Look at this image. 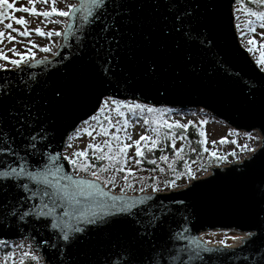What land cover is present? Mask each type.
Here are the masks:
<instances>
[{"label": "snow or ice", "instance_id": "1", "mask_svg": "<svg viewBox=\"0 0 264 264\" xmlns=\"http://www.w3.org/2000/svg\"><path fill=\"white\" fill-rule=\"evenodd\" d=\"M35 2L28 0L32 7L15 8L10 0H0V44L6 41L13 45L7 50L0 47V61H4L0 63V74L8 73L0 75V229L24 228L29 224L42 227L50 238L41 239L39 244L54 250L58 264H213L220 261L227 255L222 249L233 247L225 243L228 237L210 242L191 235L187 217L173 227L176 214L163 200L157 201V194L163 193L164 188L157 186L155 177L151 178L152 184L144 183L139 188H133L134 181L128 179L133 169L126 167L125 158L132 160V157H126V153L133 146L136 165H140L146 156L142 148L148 153L158 149V159L169 160L165 149L159 147V139L142 134L132 140L127 132L128 126L140 120L146 126L158 125L151 128L157 137L161 136L160 128L166 129L163 136L169 141L171 156L181 160L184 168V171H177L169 162V171L177 179L181 176L196 179L188 160L180 155L183 143L179 148L175 147L176 141L188 139L185 133L192 121H169L165 118L169 109L158 110L147 102H139L140 97L151 94L170 95L182 86L183 81L162 79L159 61L151 53L141 58L143 84H137L139 77L126 70V63L133 60L134 54L131 34L127 33L125 27L134 22L128 0H78L75 4L67 5V10L50 6L43 11L35 7ZM39 2L54 4V0ZM164 3L167 15L162 17L161 39L165 36L172 38V49L181 56L185 75H197L201 68L197 61L201 57L211 56L215 61L214 67H219L233 78L228 72L230 66L221 58L223 54L217 55L213 50L212 32L216 26L214 0H164ZM246 3L264 8V0H234L231 9L234 21L240 11L259 21V39L256 38L257 29L253 27L256 20H244L243 27L239 22L233 23V28L240 38L243 51L257 53L250 60L256 73L250 79L255 83L244 84L242 88H247L246 112L259 121L260 131L264 133V10H252L245 7ZM10 10L39 16L43 22L52 16L64 18L65 29L63 32L49 30L47 33L40 26L29 29L25 18L10 15ZM13 23L21 27H13ZM53 23L60 24L61 20H54ZM12 33L22 38H28L33 33L49 38L63 35L65 41L71 36L72 43H66L63 47L74 51L65 53L60 61H48L46 57L35 59L33 49L39 48L41 52L50 49L35 44L29 38V47L19 51L15 45L21 41H17ZM249 33L252 35L249 36ZM143 40L145 48L152 44L149 34H145ZM164 47V44L159 45L161 50ZM168 52L171 49L165 54ZM51 55L57 57L58 54L52 51ZM74 59L86 60L90 70L81 71L71 88L59 87L53 91L51 100H42L36 87L38 85L46 91L49 85L40 80L36 73L28 72V69L36 65L59 63L61 68L56 70H68ZM238 76L239 73L236 74ZM114 92L130 96L135 94V98L118 99ZM86 101H91L93 105L90 114L80 120V126H73L72 133L67 135L64 142L65 150L72 147L69 141L79 138L82 133L87 134L91 141H96L97 136L101 135L106 139L89 142L83 150H74L70 155L53 150L50 129L55 131L59 114L76 103ZM145 112L152 117L151 120L143 115ZM114 116L116 120H113ZM113 128L116 131L109 132ZM122 128L124 138L130 143L123 142L120 134ZM172 129L181 131L173 136ZM196 132L200 137L197 141L200 152L207 153L218 162L224 161V156L204 147L205 133L199 129ZM260 139L264 141V136ZM142 141L145 142L143 145ZM226 142L224 137L218 142L213 141ZM231 143L235 144L236 141ZM243 148L253 154L247 163L242 164L243 167L257 159L264 164V148L259 152L246 145ZM90 149L93 150L91 158L88 156ZM191 151L195 153L196 149ZM229 155L235 157L236 153ZM97 161L100 163L97 164ZM155 163V159H147V164ZM67 167L72 169V174L66 171ZM156 167L161 172L165 170L159 165ZM233 168L228 171L232 172ZM105 172L110 173L107 178L102 177ZM118 172L124 173L120 177L123 185L119 187V193L114 194L106 190V186L117 187ZM140 179L143 180V177ZM163 183L170 190L181 187L171 179ZM149 187L151 193H145ZM196 187L195 184L191 185L189 191ZM128 189L137 194L126 195ZM173 203L183 204L184 201ZM260 212L264 213V206ZM249 228L240 236L230 237L236 247L243 248L257 238L264 239V216L254 218ZM210 243L214 246H209ZM14 255L13 252H6L3 257L5 264H12ZM26 259L34 264H50L39 252L32 254L23 251L18 254V264H25ZM249 260L253 264H264V247L254 249L251 256H244L245 264Z\"/></svg>", "mask_w": 264, "mask_h": 264}, {"label": "water", "instance_id": "2", "mask_svg": "<svg viewBox=\"0 0 264 264\" xmlns=\"http://www.w3.org/2000/svg\"><path fill=\"white\" fill-rule=\"evenodd\" d=\"M214 2L216 3V26L212 32L213 50L217 52V55L223 54L221 58L227 62V66H230L228 72L233 78H230L219 67H214L215 61L211 56L201 57L197 61L201 64L197 75H185L182 58L175 49H172V38L165 36L161 39L162 17L167 15L164 0H128L134 22L125 27L127 33L131 34L134 54L133 60L126 63V70L131 75L139 77L137 84H143L141 58L146 53H151L159 61L162 79L171 81L180 79L183 84L170 95L151 94L140 97L139 102H147L156 108L197 109L200 107L235 131L250 133L257 130L261 136H264V133L260 131L259 121L250 117L246 112L247 88H242V85L255 83L250 77L256 73L254 66L250 63L251 57L240 47L237 33L233 28L235 21L232 18L231 9L234 0H214ZM137 5L140 7L137 8ZM145 34H149L152 40L148 48H145L143 40ZM61 38L56 51L57 57L47 58L48 61H60L65 53L74 51V49L63 47L66 43H72L71 36L67 41L63 35ZM160 44H164L163 50L159 49ZM168 49H171V52L165 54ZM70 59H72L71 56ZM59 68L61 65L56 63L36 65L28 69V72L36 73L40 80L49 85L46 91L38 85L36 87L42 100L45 98L51 100L53 91L59 87L71 88L81 71L90 70L84 59H74L68 66V70H56ZM237 73H239L238 77H236ZM0 75H8V73ZM113 95L125 100L135 98V94L130 96L114 92ZM92 106L91 101L76 103L59 114L55 121V131L50 129L53 150L63 152L67 135L72 133L74 125L79 126L80 120L90 114ZM262 148H264V141L260 140V146L255 150L259 152ZM251 155L253 154L251 153L241 162L212 167L209 177L195 179L184 189L178 188L158 193L157 201L163 200L176 214L173 227L187 217L191 235L200 236L207 232L230 231L242 235L244 231L250 230L249 225L254 218L264 216V213L260 212V208L264 206V195H262L264 193V164L257 159L247 167L242 166L247 163ZM229 168H233V171L229 172ZM66 171L72 174L70 167H67ZM193 184L197 187L189 191ZM173 201H184V203H173ZM49 238V233L42 227H34L31 224L24 228L0 229V241L6 244L26 241L35 253L39 252L50 264H58L54 250L39 244L41 239ZM261 247H264V239L257 238L246 243L243 248L233 246L230 249H222L227 255L223 256L220 261H214L213 264H245L244 256H251L254 249ZM233 252L236 253L235 256L232 255ZM247 264H253V262L249 260Z\"/></svg>", "mask_w": 264, "mask_h": 264}, {"label": "rangeland", "instance_id": "3", "mask_svg": "<svg viewBox=\"0 0 264 264\" xmlns=\"http://www.w3.org/2000/svg\"><path fill=\"white\" fill-rule=\"evenodd\" d=\"M10 2L14 3V7L18 8L20 6H24V7H32V5L28 4V0H10ZM77 3L76 0H54V4L53 5H48V4H42L39 2V0H36L35 2V7L40 10H47L50 6H55L58 9L61 10H67V5L69 4H75ZM10 15H14L15 17L19 18L21 16H23L25 18V20L27 21V25L26 27L29 29L35 28L37 26H40L42 28V30L47 33L49 30H52L53 32L55 31H61L63 32V29L65 27V19L61 18V17H56V16H52L47 18L46 22L42 21V18L39 16H30L27 13L24 12H20V11H14V10H10ZM61 20L60 24H56L53 23L54 20ZM244 20H256L255 17H248L246 15L245 12H238L237 13V20L236 22L241 23V26L243 27V21ZM7 22V21H5ZM13 27H21L19 25H15L13 23ZM253 27L257 29V33H256V38L259 39V21L256 20V23L253 24ZM0 29H2V25H0ZM247 32V29H244ZM7 34V32H6ZM12 35L16 36L15 33H12ZM249 36H251L252 34L249 33ZM31 39L35 44L39 45V46H47L50 51L48 52H41L39 50V48H35L33 49V52L35 53V59H43V58H52L51 52L52 51H57L58 46L61 43V36L57 37L55 35H53L52 37H47L46 35L44 37H40L35 35V33H33L30 37L28 38H22L19 36H16L17 41H21L20 43H16L15 47L19 50V51H24L27 47H29V45L27 44V39ZM247 39V37L245 38V40ZM240 41V38H239ZM245 46H247L245 44ZM0 47L7 49H10L13 47V45L11 43H8L5 41L4 44H0ZM6 54L11 56L10 52L6 51ZM257 53H252L249 54L251 58L254 57V55H256ZM0 63H4V61H0ZM176 110L178 109H173L171 111L168 112V116L169 118H171L174 121H179V122H186L187 120H199V122L203 123L204 125V131L206 134V140H207V149L211 150V151H216L218 155H222L225 157V160L222 162H218L216 161V164H212L209 168L206 169V171L202 170L200 165H194L193 167V172L195 173L196 179H200V178H204L206 176H209L211 173V168L212 167H222V166H227L229 165L228 161H232V163L234 162H241V160H243L245 157H247L248 155H250L251 153H249L248 151H246L243 146H247L248 148L251 149H256L258 146H260V134L258 132H252L249 133V135H245V133L243 132H236L234 130H232L227 124H225L224 122L216 119L214 116H212L210 113L201 110V109H186V110H179L181 112H176ZM117 117H113V120H116ZM82 127V126H81ZM128 134L131 136L132 140H135L138 138L139 135L142 134H147L148 135V131L147 133L145 132V128L143 127V123L141 121H133L129 124L128 129H127ZM121 137L123 142L125 143H130V141L126 140L124 138V130L122 128L121 130ZM93 135H96L95 132H93ZM150 136V135H149ZM221 137H224L225 140L227 141L226 143H213V141H220ZM252 137H256V139H253ZM104 139H106V137L104 136H97V140L96 141H91L90 137H88L87 134L82 133L81 136L79 138H74L72 141H69V143H71L72 147L71 148H67V152L70 153L74 150H83L85 148V146L89 143V142H102ZM235 140L236 143L233 144L231 143V141ZM66 152V153H67ZM231 152H235L236 155L235 157L229 155V153ZM133 154H134V146L132 148H129L127 150L126 153V157L130 156L132 157V160H127L125 158V163L126 165H129V167H131L133 170L136 169V165H134V160H133ZM210 157V156H209ZM213 158V157H211ZM231 163V164H232ZM128 167V168H129ZM117 179V187L116 188H111L106 186V188L110 191H112L115 194L119 193V187L123 185V181L120 178H116ZM192 180L189 178L188 180L183 181V183L180 185L181 188L187 186L188 184H190ZM135 188V187H134ZM178 189V188H175ZM172 190V189H171ZM170 189L164 192H168L171 191ZM145 193H151V191L149 190H145ZM126 194L128 195H136L137 193L132 191V192H126ZM142 194V193H140ZM232 236H240L239 234L235 233V232H226V233H204L202 235H200V237H202L203 240H208L210 242H214V241H219L221 239H225L226 237H228V239H225V243L227 245H233L235 244V242L230 239V237ZM209 245H213L212 243H210Z\"/></svg>", "mask_w": 264, "mask_h": 264}, {"label": "trees", "instance_id": "4", "mask_svg": "<svg viewBox=\"0 0 264 264\" xmlns=\"http://www.w3.org/2000/svg\"><path fill=\"white\" fill-rule=\"evenodd\" d=\"M239 7V6H237ZM245 7H251L252 10H264V8L259 7L257 5H248L247 3L245 4ZM243 12V11H241ZM165 109V107L160 108L158 110H163ZM168 109V108H167ZM171 109H169L170 111ZM179 110H183V109H179ZM179 110H176V112H178ZM126 111V110H125ZM168 111V112H169ZM184 111V110H183ZM168 112L165 113V118L169 119V121H174L171 118H169L168 116ZM181 112V111H179ZM143 115L145 116H149V114H147L146 112L143 113ZM151 116H149V119L151 120ZM142 123L143 121L140 120ZM189 120H187L186 122H182V123H187ZM192 124L189 125V128L186 130V135L188 137L187 140H183V141H176L175 143V147L179 148L181 143H183L184 147H183V151L180 154L182 156V158L184 160H188L189 162V167L190 169L193 171V167L194 165H200L201 169H207L209 168L212 164H216V159L215 158H211L207 155V153L204 152H200V146L197 143V141L200 139L199 135L197 134L196 130L199 129L200 131H204V125L203 123L199 122V120H191ZM181 123V122H180ZM158 127V125H144V128L148 129V135H150V138H155V139H159L160 144L159 147H162L165 149V154H167L169 156V160L168 161H160L158 159V156L160 155L159 150H155L154 152L148 153L146 149L142 148V151L146 152V156L142 159L141 164L140 165H136L134 163V165H136V169L132 171L131 175L128 177L130 182H133V188H139L142 187L144 183L147 184H152V177H155V183L157 184L158 187H163L164 191H167L169 189H167L166 187H164V181L165 180H174L175 184L177 185H181L183 183V181L188 180L185 179L183 176H181L180 178H176V176L169 171L168 169V163L171 162L173 167L176 168L177 171H184L183 168V163L181 160H177V159H173V157L171 156V152L172 149L168 147L169 141L167 140L166 137L163 136V133L166 131V129L164 128H160V132H161V136L157 137L156 134L154 132L151 131L152 127ZM116 131V129H109V132H113ZM181 130L180 129H172L173 132V136H175L176 134H178ZM145 142H141V144L143 145ZM204 147L207 148V140H206V134H205V144ZM196 149V152H192L191 149ZM106 149H102V151H105ZM67 150H64L63 154H68ZM92 152L93 150H89L88 151V156L89 158H91L92 156ZM155 159L156 163L154 165H149L147 164V159ZM135 155L133 154V160L135 162ZM97 164H99L100 162H96ZM159 165L160 167H163L165 170L163 172L159 171V168H157L156 166ZM126 167H129V165H126ZM131 168V167H129ZM132 169V168H131ZM149 169H155L153 171H150ZM80 175L84 176V173H80ZM108 175H110V173L105 172L102 174L103 178H107ZM124 173H117L116 178H120L121 176H123ZM143 177V180H141L140 178ZM122 180V179H121ZM123 181V180H122ZM108 187H111V185H108ZM145 190H149L151 191V188H146ZM132 189H128L127 192H132ZM19 245V247H17ZM23 251H29L32 254H35L31 245L26 242V241H18V242H12L9 244H0V264H5V262L3 261V257L5 256L6 252H13L15 255L13 256V260H12V264H18V254L22 253ZM25 264H34V262H30L27 259L25 260Z\"/></svg>", "mask_w": 264, "mask_h": 264}, {"label": "bare ground", "instance_id": "5", "mask_svg": "<svg viewBox=\"0 0 264 264\" xmlns=\"http://www.w3.org/2000/svg\"><path fill=\"white\" fill-rule=\"evenodd\" d=\"M237 36H238V34H237ZM238 40H239V36H238ZM240 42V41H239ZM249 54V53H248ZM250 56V55H249ZM52 58H54V57H52ZM252 59V58H251ZM160 108H163V107H159V108H157V109H160ZM166 108H168V107H166ZM187 109H194V108H187ZM197 109H201L200 107H197ZM183 110H186V109H183ZM201 110H203V109H201ZM205 111V110H204ZM206 112H208V113H210L209 111H207L206 110ZM211 114V113H210ZM212 116H214V115H212ZM215 117V116H214ZM216 118V117H215ZM216 119H218V118H216ZM219 120V119H218ZM80 126V125H79ZM230 127V126H229ZM231 128V127H230ZM232 129V128H231ZM233 130V129H232ZM235 131V130H234ZM236 132H243V133H246L245 131H237L236 130ZM252 132H258L259 134H260V132L259 131H257V130H254V131H251L250 133H252ZM249 134V133H248ZM64 150H65V148L63 149V153H64ZM211 171V170H210ZM211 173V172H210ZM211 175V174H210ZM209 175V176H210ZM209 176H206V177H209ZM206 177H204V178H206ZM194 180H192L191 182H190V184L193 182ZM190 184H188V185H190ZM187 185V186H188ZM187 186H185V187H183V188H181V189H184V188H186ZM169 192V191H168ZM128 195V194H127ZM208 233V232H207ZM216 233H218V232H216ZM204 234V233H203ZM240 235V234H239ZM14 242H18V241H14ZM12 243V242H11ZM1 244H6V243H1Z\"/></svg>", "mask_w": 264, "mask_h": 264}]
</instances>
